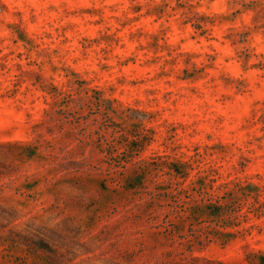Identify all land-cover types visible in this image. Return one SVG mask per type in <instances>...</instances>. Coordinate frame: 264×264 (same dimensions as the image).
Segmentation results:
<instances>
[{
	"label": "clouds",
	"instance_id": "clouds-1",
	"mask_svg": "<svg viewBox=\"0 0 264 264\" xmlns=\"http://www.w3.org/2000/svg\"><path fill=\"white\" fill-rule=\"evenodd\" d=\"M0 264H262L264 0H0Z\"/></svg>",
	"mask_w": 264,
	"mask_h": 264
},
{
	"label": "rangeland",
	"instance_id": "rangeland-1",
	"mask_svg": "<svg viewBox=\"0 0 264 264\" xmlns=\"http://www.w3.org/2000/svg\"><path fill=\"white\" fill-rule=\"evenodd\" d=\"M11 216L0 210V221H5ZM3 223H0V228ZM28 231L21 235L9 233L4 238L5 242L13 246L21 247L25 256L18 264H63L60 249L65 246V239L57 231L49 230L43 226L29 225ZM264 264V261H262Z\"/></svg>",
	"mask_w": 264,
	"mask_h": 264
}]
</instances>
